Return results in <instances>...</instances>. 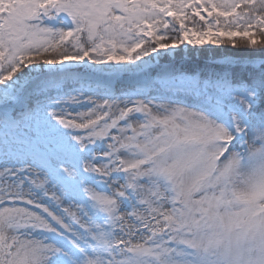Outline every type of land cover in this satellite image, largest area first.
Masks as SVG:
<instances>
[{"label": "snow or ice", "instance_id": "1", "mask_svg": "<svg viewBox=\"0 0 264 264\" xmlns=\"http://www.w3.org/2000/svg\"><path fill=\"white\" fill-rule=\"evenodd\" d=\"M0 264H264V0H0Z\"/></svg>", "mask_w": 264, "mask_h": 264}]
</instances>
